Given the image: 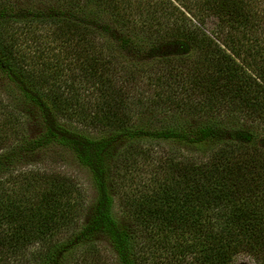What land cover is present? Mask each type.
<instances>
[{
    "label": "trees",
    "instance_id": "trees-1",
    "mask_svg": "<svg viewBox=\"0 0 264 264\" xmlns=\"http://www.w3.org/2000/svg\"><path fill=\"white\" fill-rule=\"evenodd\" d=\"M47 38L101 97L88 122H71L78 92L35 77ZM0 81L43 127L24 136L0 92V264H95L102 241L116 264H264V0H0ZM142 84L161 88L169 117H138ZM51 145L89 171V214L72 179L8 170Z\"/></svg>",
    "mask_w": 264,
    "mask_h": 264
},
{
    "label": "rangeland",
    "instance_id": "rangeland-1",
    "mask_svg": "<svg viewBox=\"0 0 264 264\" xmlns=\"http://www.w3.org/2000/svg\"><path fill=\"white\" fill-rule=\"evenodd\" d=\"M35 35L42 36L44 35L45 31L40 32V28H37L35 31ZM46 39L44 37L42 38V41L44 42ZM47 45L49 44H55V46L49 47L53 50H41L37 53L33 54V58L41 61L42 68L37 67L39 70L36 69V79L40 84H53V88L59 87L61 89L60 91H63V86L65 90H68V93L71 91L78 92V101L80 106L74 104V114H71L70 118L72 119V124H77V122L81 119H84L83 115H86L85 118L88 122L90 114L89 112H92L95 110V107L98 102H100V95L98 91L93 90L89 85L85 84L84 82L78 83V81L74 82L73 80V70L75 64H70L73 60V56L67 52H60L61 50H58L57 43L51 42L50 39L47 38ZM35 50V49H34ZM36 56V57H35ZM149 60L144 59H130L127 57V62H138L139 66L142 69H150L152 67L151 62H148ZM151 64V65H150ZM46 67V68H44ZM44 68V69H43ZM47 69V76L46 79L49 83L45 82V71ZM44 79V80H43ZM43 80V81H42ZM67 81V82H66ZM70 82V83H68ZM147 82V81H146ZM5 82L0 81V92L3 94L5 101L9 104L10 110L13 111L14 117H18V129L21 131V133L24 134V136L33 137L39 134L42 130V120L39 117V114L37 112V109L34 107L35 104L29 101H23L22 98H15L13 96H8L5 92ZM155 86V85H154ZM153 85H140V90L138 89V93L143 92L145 95H143L142 98V106L139 112L138 117H143L144 112H146L147 108L149 106H152V108L148 111V113H145V115H159V116H170L172 114L171 109H169V105L166 107V103H164V96L162 98H156L157 94L161 91V88H157V86L154 87ZM13 92V91H12ZM16 93V92H13ZM76 103L75 101H73ZM32 103V104H31ZM34 104V105H33ZM76 109V110H75ZM144 115V116H145ZM83 126V125H81ZM86 130H89L90 132L95 133L96 131L92 128V125L84 124L83 126ZM17 141V137L14 139ZM172 146L165 145L164 151L171 152ZM175 151L178 152V147H173ZM176 148V149H175ZM185 153H190V151H185ZM182 151V152H183ZM192 154L196 155L197 157H201V154L196 153V151H191ZM180 154V152L178 153ZM203 154V153H202ZM205 155V154H204ZM142 166V165H139ZM150 164L148 166H144L143 173L140 171L142 170V167H140L139 171L135 170L133 171L131 175V179L133 184L142 181L141 176L144 174V172H147L149 170ZM8 167L10 169H15L16 171H27V170H39L40 172H47V173H60L70 179H72L75 183H77L83 192V195L81 197L84 199V203H86V213L89 214L92 207L93 202L95 198V189L94 185L91 179V175L86 167H84L82 164L79 163L73 152L67 148L51 145L47 146L39 151H37L35 154L29 153V154H23L18 157H16L10 164H8ZM6 174L8 173L5 172ZM129 188V186H128ZM127 188V189H128ZM136 190L129 189L127 191V194L129 197L136 198ZM116 197V195H115ZM118 197H116L115 202V212L116 215L119 217L121 221L124 223H129V219L124 212V209L122 205L118 202ZM83 220H85V215L82 217ZM91 250V252L88 251L87 256L90 260L94 261L95 264H116L115 254L111 249V246L106 242L102 241L98 243L97 250L95 249H88ZM257 264L255 260H253L250 256L246 254L238 255L235 258V261L233 264Z\"/></svg>",
    "mask_w": 264,
    "mask_h": 264
}]
</instances>
